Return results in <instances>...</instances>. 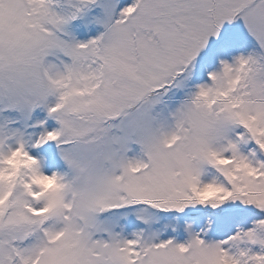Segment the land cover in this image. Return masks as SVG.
<instances>
[{"label":"snow or ice","instance_id":"1","mask_svg":"<svg viewBox=\"0 0 264 264\" xmlns=\"http://www.w3.org/2000/svg\"><path fill=\"white\" fill-rule=\"evenodd\" d=\"M0 264H264V0H0Z\"/></svg>","mask_w":264,"mask_h":264}]
</instances>
